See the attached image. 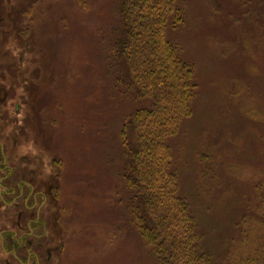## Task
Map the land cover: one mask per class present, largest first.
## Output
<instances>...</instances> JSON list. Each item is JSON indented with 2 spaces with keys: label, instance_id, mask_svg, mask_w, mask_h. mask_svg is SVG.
<instances>
[{
  "label": "rangeland",
  "instance_id": "rangeland-1",
  "mask_svg": "<svg viewBox=\"0 0 264 264\" xmlns=\"http://www.w3.org/2000/svg\"><path fill=\"white\" fill-rule=\"evenodd\" d=\"M7 3L0 81L18 139L24 131L29 151L59 167L60 264H158L124 183L122 128L148 102L127 95L123 60L113 57L117 3ZM175 9L180 19L170 18L165 37L191 64L196 89L167 145L178 193L216 258L264 196V0H176Z\"/></svg>",
  "mask_w": 264,
  "mask_h": 264
},
{
  "label": "trees",
  "instance_id": "trees-1",
  "mask_svg": "<svg viewBox=\"0 0 264 264\" xmlns=\"http://www.w3.org/2000/svg\"><path fill=\"white\" fill-rule=\"evenodd\" d=\"M115 2L121 26L111 47L113 57L123 60L127 95L148 102L122 128L125 189L141 240L158 264H252V254L264 264V196H257L260 210L240 217L230 251L215 258L178 193L167 140L191 116L196 86L191 64L181 60L165 37L170 18L175 23L180 19L176 0Z\"/></svg>",
  "mask_w": 264,
  "mask_h": 264
},
{
  "label": "flooded vegetation",
  "instance_id": "flooded-vegetation-1",
  "mask_svg": "<svg viewBox=\"0 0 264 264\" xmlns=\"http://www.w3.org/2000/svg\"><path fill=\"white\" fill-rule=\"evenodd\" d=\"M7 1L0 0V25ZM10 94L0 81V264H60L59 167L29 151L24 131L18 139Z\"/></svg>",
  "mask_w": 264,
  "mask_h": 264
}]
</instances>
